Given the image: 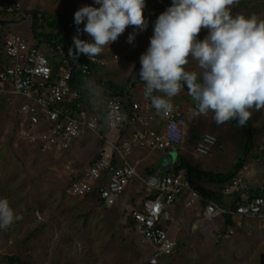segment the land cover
<instances>
[{
	"label": "rangeland",
	"instance_id": "rangeland-1",
	"mask_svg": "<svg viewBox=\"0 0 264 264\" xmlns=\"http://www.w3.org/2000/svg\"><path fill=\"white\" fill-rule=\"evenodd\" d=\"M6 1L0 0V12ZM11 1L19 4L28 17L22 20L20 15L7 16L4 21L8 26L2 31L24 36L31 43L34 41L31 12L44 11L51 16L66 14L74 18L84 6L100 7L94 0ZM145 3L147 29L137 34L130 44L128 37L134 30L130 25L116 42L105 46L98 55L104 63L100 78L121 86L132 75L140 78V70L133 72L141 65L140 57L150 45L155 21L172 6L173 0H145ZM230 7L233 16L256 15L264 19V0H237ZM208 34L207 29H202L197 39L203 41ZM186 70L198 71L191 58ZM19 107V98L0 92V198H7L19 216L8 229H0V260L9 256L28 264H149L153 248L130 224V210L149 198L146 185L132 183L116 202L102 201L96 195L84 199L70 195V183L81 171L84 174L98 155L102 147L99 137L87 131L73 149L42 155L35 146L17 137L21 120ZM228 123L237 137L236 148H242L244 153L247 140L244 127L232 121ZM247 123L254 130L250 156L264 157V109L252 110ZM218 140L222 147L215 149L225 151L226 146ZM240 153L237 152V163ZM169 164H173L171 159ZM188 209L192 210L181 211L172 219L171 224L177 227L174 224L171 230L176 245L162 264H264V220L240 222L236 218L225 233L221 230L225 215L218 222L197 216L193 207Z\"/></svg>",
	"mask_w": 264,
	"mask_h": 264
},
{
	"label": "built area",
	"instance_id": "built-area-1",
	"mask_svg": "<svg viewBox=\"0 0 264 264\" xmlns=\"http://www.w3.org/2000/svg\"><path fill=\"white\" fill-rule=\"evenodd\" d=\"M1 12L6 17L15 14L24 17L19 4L5 2ZM2 29L4 27L0 25V38L5 37L2 54L8 64L0 70V92L22 99L17 137L35 146L40 154L53 155L69 151L85 132L95 133L102 147L83 176L70 183L69 194L80 199L96 195L100 200L109 201L123 195L132 181L137 179L144 183L150 193L149 198L130 210V218L143 241L153 248L149 264H162L175 246L165 226V221L170 218V208L184 194H193L200 199L202 195L184 173L151 175L143 179L129 162V157L135 146L151 152H164L182 145L190 122L202 118H192L194 105L186 111L185 117H180L172 100V112L162 116L144 95L142 105L128 108L123 97L110 89L107 97L96 96L87 101L82 92L93 86H102L96 79L104 63L98 55L92 59L85 55L74 59L68 55L77 32L68 40L46 41L40 47L35 38L31 43L24 36ZM79 38L92 42L87 33L81 32ZM85 60L87 63H83ZM76 69H80L88 80L87 86L80 87L74 83ZM106 82L109 80L105 78L104 85ZM156 121L163 125L162 128L149 127ZM103 124L108 135L100 133ZM133 125L144 128L127 138L123 134ZM217 147H222L217 135L206 132L197 140L195 152L208 156ZM261 162L264 173L263 156ZM245 187L242 180H234L224 193L230 195ZM153 195L155 198L152 199ZM205 201L204 213L208 219L231 215L239 219L264 220L263 194L239 204L235 210L220 205L211 197ZM194 204L195 200L190 198L186 206Z\"/></svg>",
	"mask_w": 264,
	"mask_h": 264
},
{
	"label": "clouds",
	"instance_id": "clouds-1",
	"mask_svg": "<svg viewBox=\"0 0 264 264\" xmlns=\"http://www.w3.org/2000/svg\"><path fill=\"white\" fill-rule=\"evenodd\" d=\"M94 2L100 7L84 6L74 15L77 26L84 24L82 30L77 28L68 52L74 59L99 55L130 25L134 26L130 44L148 27L145 0ZM235 3L237 0H173L159 15L150 45L140 57L139 73L144 98L157 114L171 113L172 98L185 87L195 102L192 118H206L211 113L217 126L235 120L243 127L252 110L264 109V19L233 16L230 6ZM202 29L209 34L200 41L197 37ZM81 32L92 37V42L81 40ZM190 58L198 71L186 70ZM17 219L8 199L0 198V229H8Z\"/></svg>",
	"mask_w": 264,
	"mask_h": 264
},
{
	"label": "crops",
	"instance_id": "crops-1",
	"mask_svg": "<svg viewBox=\"0 0 264 264\" xmlns=\"http://www.w3.org/2000/svg\"><path fill=\"white\" fill-rule=\"evenodd\" d=\"M34 38V37H33ZM44 46V45H42ZM40 46V47H42ZM8 64L7 59L3 56L1 60L2 68H5ZM134 73V72H133ZM124 87V96L123 100L127 107H132L133 105H142L144 103L143 98V89L144 83L138 77V75H132L127 79V83L123 86ZM175 104L178 107L179 116L185 117L186 111L194 105V101L188 95V90L183 89L182 94L178 97L172 98ZM19 102L21 104L22 99L19 98ZM20 111V107L18 108ZM21 116V113L19 114ZM233 124H235L232 121ZM163 125L159 121L151 123L149 127H160L162 128ZM143 126L140 125H133L127 128V131L123 134L130 137V135L136 131L143 129ZM233 127L230 123L226 122L224 125L217 126L215 122L211 118V113L208 117H202L200 119L192 120L189 124V128L187 130V135L184 138L182 145L176 147L172 150H167L164 152H151L146 150L145 148H141L135 146L133 148L132 154L129 157V162L131 165L137 168L138 173L140 176L145 179L151 175H164V174H173L174 173V165L177 163L178 159L182 157L187 164H189V171H191V178L189 179L191 183L196 187H199L200 190L203 189L204 193L208 192H219L223 196V204L227 205L229 202L240 201L241 203H247L252 200V198L258 194H262L264 192V173H263V165L261 162V156L251 158V152H246V144L244 147V153H242V148L238 150L234 142H236L237 137L234 135ZM212 133L217 135V137L222 141V143L226 146L225 151H220L215 149L210 155L208 156H201L195 152V145L199 137L203 133ZM100 133L103 135H108V130L106 129L105 124L102 125L100 129ZM77 141L71 147H76ZM70 149V150H71ZM75 149V148H74ZM229 149V155L227 151ZM240 153V159H237V152ZM170 152H175L177 155L171 154L170 159L172 160L173 164H169L170 159L165 158ZM170 155V154H169ZM252 159L250 162V158ZM247 159V161H246ZM246 161V162H245ZM238 165H242V169L237 173ZM197 169L204 172H211L215 174H236V180H242L243 184L246 186L245 188H238L232 194L225 195L223 191H225L229 185L223 184H213L208 182H202L198 179L197 174L199 172L194 171ZM180 173H184L186 176V172L182 171ZM151 174V175H150ZM175 174V173H174ZM77 178H81L83 176V172L81 171ZM187 177V176H186ZM234 179V180H235ZM140 182V180H134L132 183ZM132 183L130 185H132ZM142 183V182H141ZM129 185V186H130ZM128 186V187H129ZM127 187V188H128ZM127 190V189H126ZM206 190V191H205ZM199 192V191H198ZM203 192H199L202 193ZM126 193V192H125ZM124 193V194H125ZM121 195L122 197L124 196ZM200 195V194H199ZM204 196V195H203ZM201 196V199L198 196H194L193 194H184L180 198H178L175 204L170 208V218L169 220L165 221V226L169 231V235L171 240H173V232L171 233L172 227L175 223L171 224V222L177 217L181 211H190L192 209H188L191 207H187L186 203L190 198L195 200V204L193 207V212L197 216H204V219L208 220L204 213L206 202L204 201V197ZM119 197L112 199L111 201H118ZM126 201H124L125 203ZM239 202V203H240ZM184 205V206H183ZM188 209V210H187ZM222 218V217H221ZM216 219L218 222L223 221L224 219ZM173 219V220H172ZM234 219V218H233ZM211 220V219H209ZM239 220V219H237ZM248 220V219H244ZM244 220H239L240 222ZM175 229H177L176 224L174 225ZM176 241V240H175ZM174 242V241H173ZM175 243V242H174ZM176 245V243H175ZM175 248V246H174Z\"/></svg>",
	"mask_w": 264,
	"mask_h": 264
},
{
	"label": "trees",
	"instance_id": "trees-1",
	"mask_svg": "<svg viewBox=\"0 0 264 264\" xmlns=\"http://www.w3.org/2000/svg\"><path fill=\"white\" fill-rule=\"evenodd\" d=\"M6 2H12L11 0H7ZM27 13V12H25ZM3 18H6V15L4 14V12H0V25L2 26V28H7L8 24L4 21ZM32 25V31H33V37L38 41L37 45L41 46L43 42L46 41H53V40H68L69 37L73 34L77 32V28L79 27L80 29H83L84 26H77L74 22V18L72 16H67L66 14L60 15V16H51L50 14L44 12V11H37L36 15H35V22L31 24ZM4 39L5 37H1L0 38V66H1V60L3 58V54H2V47L4 45ZM83 63H87V61H83ZM3 68L0 67V70H2ZM141 69V65L137 66L134 70V73L139 72V70ZM104 80L105 78H97L96 82L101 84L102 86H93L91 88L85 89L82 94L84 96V99L87 101H90L93 98H96V96H100L102 98L107 97L108 95H110L108 89H110L111 91H113L116 94H119L120 96H124V87L121 85H118L117 83L113 82V81H109V83L106 82V84L104 85ZM74 83L80 87L83 86H87L88 80L84 78V76L82 75L80 69H76L75 71V77H74ZM105 86L107 88L104 89ZM185 89H187L185 87ZM188 90V89H187ZM235 124H237V122L234 120L233 121ZM244 127V131L247 137L246 140V148L245 151L246 152H251L252 150V146L254 145V130L252 129V127L246 123ZM189 164H187L185 162V160L180 157L177 161V163L174 165V173L179 174L182 171L186 172V176L188 179L191 178V171H189ZM242 169V165H238V169H237V173ZM194 171L199 172V170L194 169ZM236 173V174H237ZM236 174H215V173H211V172H204V171H200L197 176L198 179L202 182H208V183H213V184H223V185H231L234 181V179L237 177ZM151 175V174H150ZM236 180V179H235ZM194 184V183H193ZM194 186V185H193ZM195 187V186H194ZM196 188V187H195ZM197 191L199 192H203L204 190L198 187ZM206 191V190H205ZM203 197H204V201L206 200V198H214L220 205L225 206L223 204V199H222V195L219 192H208L207 194L203 192L200 193ZM264 195V192L262 193ZM260 195V194H258ZM152 199L155 198V195H153L151 197ZM105 201V200H102ZM206 202V201H205ZM240 201H234L231 202L230 207H232L233 210L236 209V207L241 203H239ZM225 222H224V226L221 227L222 232H227L228 227L233 226V217L231 215H225ZM130 224L134 225V222L132 221V219L130 218ZM0 264H28L24 261H22L20 258L18 257H3L0 260Z\"/></svg>",
	"mask_w": 264,
	"mask_h": 264
},
{
	"label": "water",
	"instance_id": "water-1",
	"mask_svg": "<svg viewBox=\"0 0 264 264\" xmlns=\"http://www.w3.org/2000/svg\"><path fill=\"white\" fill-rule=\"evenodd\" d=\"M31 14H32V21H33V23H34V22H35V15H36V12L33 11V12H31ZM27 16H28V14H25V15H24V18H23L22 20H24L25 18H27ZM16 22H17V21H16ZM16 22H15V23H16ZM18 22H19V21H18ZM170 157H171V155L168 154L165 158L170 159Z\"/></svg>",
	"mask_w": 264,
	"mask_h": 264
}]
</instances>
